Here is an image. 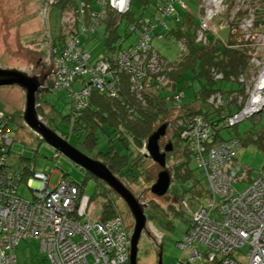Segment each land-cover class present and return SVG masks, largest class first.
Returning a JSON list of instances; mask_svg holds the SVG:
<instances>
[{"label":"trees","instance_id":"1","mask_svg":"<svg viewBox=\"0 0 264 264\" xmlns=\"http://www.w3.org/2000/svg\"><path fill=\"white\" fill-rule=\"evenodd\" d=\"M104 1H107L105 5ZM109 2H53L51 16L58 18L60 32L54 38L52 55L56 50L59 57L66 58L68 48L75 39L82 55L86 56L80 57V61L84 63L83 68L88 74L76 77L70 83L63 82L59 87H55L51 81L47 89L39 91L40 97L58 91L68 93L77 141L93 151V154L97 151L98 155L91 158L105 163L118 180L126 183L143 176L155 180V173H150L144 167L143 159L151 160L144 146L161 126L167 125V132L171 126L175 130L172 137L174 152L168 153V163L172 162L175 177L172 176V184L179 179H187L193 187L189 162L191 155L197 161V154L184 134L196 115L203 116L208 122L215 142L223 140L221 131L236 127H228V121L244 106L239 105V99L242 98L244 103L248 101L250 95L247 90L252 89L253 79L258 77L264 67V54L260 57L257 53L262 49L260 43L264 37V0H249L251 9H254L253 27L249 33L239 28L252 14L249 10H241L231 19V12L237 9L236 2L232 1L226 13L210 22V30L202 41H198V32L206 17V2L203 0H130L126 11L112 7ZM147 12L150 16L146 15ZM123 23H126V38L129 35L135 38V42L128 47L118 44L121 39L119 29ZM215 25L218 31L228 28L227 40L221 39L219 32L214 31ZM64 29H68V32ZM83 35L102 39L109 56H104L94 65L92 54L82 43ZM156 38L174 41L180 46L181 52L174 62L154 48L153 41ZM255 61L260 66H256ZM77 65L75 61L68 62L70 71ZM94 78H102L103 85L108 88L101 91L94 87ZM189 81H196L199 88L195 91L194 101L185 104L184 89L190 88ZM184 82L187 87L182 89ZM213 96L223 99L222 106L215 108L210 104ZM80 104L84 107L82 110L77 109ZM46 106L49 107V103ZM5 120L11 132L12 119L6 113ZM101 135L107 137L108 149L105 152L98 150ZM238 141L242 146V142ZM160 147L162 149L161 141ZM179 149L182 150L183 160L179 156L175 157L179 155ZM11 153L10 149L9 158ZM19 163L21 166L18 170L11 169L21 175V189L35 172L31 170L32 166L24 165L25 159ZM88 177L99 182L91 174ZM74 185L79 187L81 193L84 192L83 185ZM113 195L118 196L100 182L91 197L92 202L98 199L104 201L101 204L102 221L121 216ZM173 199L177 203L180 201L175 197ZM162 216L167 219V215Z\"/></svg>","mask_w":264,"mask_h":264},{"label":"built area","instance_id":"2","mask_svg":"<svg viewBox=\"0 0 264 264\" xmlns=\"http://www.w3.org/2000/svg\"><path fill=\"white\" fill-rule=\"evenodd\" d=\"M109 1L121 11H126L130 3V0ZM203 1L206 17L198 32V41L205 40L210 22L226 13L232 1L236 2L237 9L231 12V19L241 10H249L252 15L242 22V27L249 25L245 29L247 33L253 27L254 9L249 0ZM104 2L105 5L107 1ZM77 44L72 40L66 58L54 51V64L56 61L59 69L55 87L88 74L80 61V57L86 56ZM70 61L78 63L73 71L69 70ZM255 65L260 63L255 61ZM92 82L101 91L108 88L102 78H94ZM252 85L247 90L248 101L239 99V105L244 106L232 115L228 127H235L264 111V67ZM210 104L218 108L223 99L213 96ZM83 108L81 104L77 107ZM184 138L197 154L211 195L206 206L193 214L190 227L178 244L183 252L190 254L177 264H264V173L244 191H238L236 185L248 178L236 161L241 143L236 139L215 142L211 127L201 115L190 121ZM12 145L7 121L5 117L0 118V264H18L15 250L24 239L40 243V251L46 256L40 264H131V238L122 216L107 221H102L100 216L92 221V200L76 185L61 179L52 187L48 174L33 173L28 181L33 198L22 197L19 194L21 175L8 167ZM246 247L249 252L244 256L246 262L242 263L236 255Z\"/></svg>","mask_w":264,"mask_h":264},{"label":"rangeland","instance_id":"3","mask_svg":"<svg viewBox=\"0 0 264 264\" xmlns=\"http://www.w3.org/2000/svg\"><path fill=\"white\" fill-rule=\"evenodd\" d=\"M53 2L55 0H0L1 70L18 71L30 79H39L38 82L40 83H43L44 79L45 82L53 81L55 83V74L59 72V69L56 61L54 64L52 47L55 36H58L60 32V26L58 18L51 16ZM146 15L150 16V13L147 12ZM62 23L65 22L63 21ZM242 25L241 23L240 31L245 32V29H249V25H245L246 28H243ZM216 27L215 25L214 31L217 32ZM64 30L65 36L68 29L65 30L66 33ZM119 32L121 39L118 44H124L125 47H128L135 42L134 36L129 35L126 38V23H123ZM218 32L221 35L219 36L221 39H228V28ZM81 40L84 47L92 54V63L94 65L98 64L104 56H109L104 48L103 40L99 39V37L83 35ZM257 41L260 42L259 38H257ZM153 46L163 57L171 62H174L181 52L180 46L174 41L158 40L156 38L153 41ZM260 49L257 53L260 57H263L264 37L260 43ZM188 85L190 88L184 89L186 95L185 104L194 101L195 91L199 88L196 81H189ZM181 87L182 89L187 87L186 82ZM40 98V93L38 92L36 96L37 110L38 115L43 116L41 119L44 121L47 116V124L50 128L81 150L83 154L89 157L97 156V151L93 154V151H90L85 145H81L77 141L76 135H74L75 120L71 113L69 94L58 91L47 93L42 98V101H40ZM39 103H42L43 107L38 108ZM47 103H49V107L46 106ZM25 106L26 95L20 87H0V118L5 117L6 113L12 119L10 129L11 136L15 141L11 149V157L8 159V167L18 170L21 166L19 162L25 159L26 164L24 165L32 166L31 170L34 172H44L51 175L52 187L57 186L61 179L64 178L73 184L83 185L84 195L91 198L99 183L101 182L103 185L104 183L102 181L96 182L95 179L90 177L87 179L85 170L40 139L24 121L23 112L25 111ZM176 118L177 116L174 117V119ZM169 128L165 140H168L172 133L175 132L171 126ZM100 137L98 150L99 152H105L108 149L107 137L103 135ZM221 137L223 140L236 139L242 142V147L238 150L236 157L237 163L248 177L245 182L236 185L237 190L242 192L253 180L264 173V111L246 119L235 128L221 131ZM144 149L148 155L147 144ZM177 152L179 155L175 157L179 156V159L183 160L182 150L179 149ZM143 162L145 163L144 167L150 170V173H155V180H153L154 178L146 179V176L129 183L119 180L134 195L141 207L146 210L147 217L152 222L147 225L146 231L148 234L144 233L141 236L138 264H159L160 255L158 256V254L160 253V248H162L163 255L162 264H177L182 257L186 259L190 254V252H183L178 244L188 231L193 214L201 207L206 206L211 191L204 172L200 169L195 156L191 155L189 169L193 178V187L189 183L190 180L179 179L178 182L171 186L170 195L157 197L152 193V187L156 183L162 169L152 159L144 158ZM166 171L169 172L171 178L172 176L174 177L172 162L167 164ZM108 188L114 194L115 191L110 187ZM19 194L28 200L33 198L32 193L26 188L25 184L21 186ZM173 197L179 199V203L175 202ZM113 198L118 204V210L124 219L131 238L135 229V226L132 228L133 222L136 225L135 219L120 196L113 195ZM103 202V199L92 202V221L100 218L102 212L101 204ZM176 210H180V212ZM164 214L167 215V219L162 216ZM169 222L170 225H168ZM201 249L205 250L202 246ZM248 252L249 248L246 247L242 252H238L236 258L245 263L244 256ZM15 253L18 258V264H40L46 258L40 251V243L32 239L21 240Z\"/></svg>","mask_w":264,"mask_h":264},{"label":"water","instance_id":"4","mask_svg":"<svg viewBox=\"0 0 264 264\" xmlns=\"http://www.w3.org/2000/svg\"><path fill=\"white\" fill-rule=\"evenodd\" d=\"M12 86L20 87L26 95V106L23 112V118L27 126L46 144L110 187L125 202L136 222L131 237V264H138L139 242L142 232L146 227L147 216L145 210L138 203L134 195L115 177L105 163L83 154L50 128L47 123L41 120L38 115L36 99L37 93L40 91V86L36 80L30 79L18 71L0 69V87ZM167 129V125H163L147 141L148 156L164 169L159 173L158 179L152 187V193L158 197L167 196L173 182L169 172L166 171L167 154L173 151V146L171 144L166 146L164 152L161 151L160 147V141L166 136ZM162 260L163 255L161 249L159 264H162Z\"/></svg>","mask_w":264,"mask_h":264},{"label":"flooded vegetation","instance_id":"5","mask_svg":"<svg viewBox=\"0 0 264 264\" xmlns=\"http://www.w3.org/2000/svg\"><path fill=\"white\" fill-rule=\"evenodd\" d=\"M39 81V79H37L36 80V82L38 83V85L40 86V91L43 89V90H45V89H47V87L49 86V83L50 82H45V79L43 80L44 82L42 83H40V82H38ZM40 101H42V98H40ZM40 107H43V104L42 103H39L38 104V108H40ZM44 113V112H43ZM42 113V114H43ZM46 116V115H45ZM39 117L41 118V117H43L42 115H39ZM47 117V116H46ZM45 117V119H44V123H48L47 122V118ZM42 120V119H41ZM172 137H174V135H173V133H172V136L168 139V140H165L166 138H167V136H165V138L163 139H161V145H162V149L164 148V146L166 147V146H169L170 144L173 146V139H172ZM41 139V138H40ZM164 140V141H163ZM162 141H163V143H162ZM165 142V143H164ZM165 144V145H164ZM161 149V151L162 152H164L163 150H165V148L162 150ZM174 152V149H173V151H172V153ZM169 155V154H168ZM170 157V155L169 156H167V164H168V158ZM157 164V163H156ZM158 165V164H157ZM160 167V166H159ZM161 168V167H160ZM162 170H161V172L164 170L163 168H161ZM159 176V175H158ZM156 177V176H155ZM158 179V178H157ZM173 180V179H172ZM174 181V180H173ZM174 184V183H173ZM173 184H171V186L173 185ZM171 188V187H170ZM169 192H170V190H169ZM168 195H170V193L168 194ZM158 197V196H157ZM166 197V196H165ZM121 198V197H120ZM125 203V202H124ZM145 213H146V210H145ZM132 214V213H131ZM133 216V215H132ZM146 216H147V214H146ZM149 217H147V219H146V227H145V229L143 230V232H142V235L144 234V233H147V231H146V228H147V225L148 224H150V223H152L151 221H150V218L148 219ZM133 226H135V224H134V222H133V225H132V228H133ZM148 234V233H147ZM161 249L162 248H160L159 250H160V253H161ZM139 252V251H138ZM160 253L158 254V256L160 255ZM137 261H139V258L137 259Z\"/></svg>","mask_w":264,"mask_h":264},{"label":"clouds","instance_id":"6","mask_svg":"<svg viewBox=\"0 0 264 264\" xmlns=\"http://www.w3.org/2000/svg\"><path fill=\"white\" fill-rule=\"evenodd\" d=\"M49 126V125H48ZM50 127V126H49ZM10 136H11V132H10ZM11 138H12V136H11ZM40 138V137H39ZM13 139V138H12ZM14 139H13V145H14ZM13 145H12V147H13ZM12 147H11V149H12ZM76 148V147H75ZM91 158V157H90ZM36 173V172H35ZM33 174V173H32ZM25 184V186H26V188L27 189H29L30 190V188H29V186H28V182L27 183H24ZM31 191V190H30Z\"/></svg>","mask_w":264,"mask_h":264},{"label":"crops","instance_id":"7","mask_svg":"<svg viewBox=\"0 0 264 264\" xmlns=\"http://www.w3.org/2000/svg\"><path fill=\"white\" fill-rule=\"evenodd\" d=\"M46 113V112H45ZM39 173H41V174H45L44 172H39ZM49 175V174H48ZM87 175H89V174H87ZM50 176V178H51V175H49ZM93 176V175H92ZM97 179V178H96ZM98 181H100V180H98ZM35 185H37V184H32V186H35ZM84 194V193H83Z\"/></svg>","mask_w":264,"mask_h":264}]
</instances>
